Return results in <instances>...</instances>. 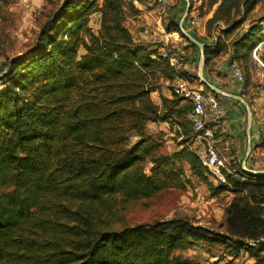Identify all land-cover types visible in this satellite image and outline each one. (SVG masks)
I'll use <instances>...</instances> for the list:
<instances>
[{"label":"trees","instance_id":"trees-1","mask_svg":"<svg viewBox=\"0 0 264 264\" xmlns=\"http://www.w3.org/2000/svg\"><path fill=\"white\" fill-rule=\"evenodd\" d=\"M136 1L149 0H66L35 47L0 75V264H202L187 254L195 243L219 246L230 260L244 253L258 260L264 251L248 243L264 234V174L224 167V181L213 185L193 149L166 153L147 134L149 123L167 120L171 100L162 97L160 109L152 94L176 74L161 49L126 26V11H140ZM263 1L208 0L217 5L208 34L219 21L232 33ZM260 45L264 16L227 50L245 87V67ZM204 50L206 66L224 53L219 39ZM189 106L178 110L189 113ZM182 161L214 193L234 194L225 229L187 218L116 229L120 205L181 182Z\"/></svg>","mask_w":264,"mask_h":264},{"label":"rangeland","instance_id":"rangeland-1","mask_svg":"<svg viewBox=\"0 0 264 264\" xmlns=\"http://www.w3.org/2000/svg\"><path fill=\"white\" fill-rule=\"evenodd\" d=\"M65 1L0 0V75L6 72L7 63L16 57L28 54L35 47L39 32L47 22L53 19ZM216 8L217 5L213 7L209 6L208 0H189V13L184 16L183 28L185 32L203 45V56H205L204 49L206 43H213L219 39L224 51L220 55L219 61L225 62V56L228 54L227 50L238 33L248 28L253 19L264 16V1L255 8L243 24L239 25L230 34L225 33L229 25L223 21L215 23L211 34H208V20L213 16ZM191 12L192 15H190ZM140 14L141 11H139L138 15L134 16L128 10L126 11L125 24L130 29L134 38L142 42L151 43L152 46L156 45L159 49H162L164 46L169 47L172 54L182 57L184 59L183 63L186 65L192 63L195 69L192 71L185 68L184 65L180 67L176 65L174 80L172 82L166 80L160 91H157L160 92V97L157 93L152 94L153 100L155 102L158 101L157 105L160 109L163 108L162 97H169L171 100L165 106L168 109V113L162 112L168 115L167 120L165 122L149 123L146 127V132L158 141L163 152L172 153L184 146L194 149L195 134L192 129L190 114L178 110L179 106L186 105L188 102L182 98L180 99L178 96H174V85L178 76H185L193 81L197 78L196 72L202 66L200 63V44L198 45L192 41L181 29L180 31L171 30H176V26L179 24L176 25L178 19L173 22L170 16L164 22L165 32L172 34L171 38L176 41V47H174L173 43L166 44L162 40V37H165L162 29L160 30V27L157 28L156 24L155 26L150 23L148 24L146 18L141 17ZM233 14L234 9H232V17ZM98 18L99 13L93 14L91 18V24L95 30L99 28ZM193 20L196 21L195 25L192 23ZM145 27L148 28L156 40L144 36L143 31L140 29ZM260 56L264 57V46L262 45L258 46V52L256 49L253 51L248 61V66L245 67L249 88L254 87L256 89L264 85V66L259 62ZM203 60L204 58H202V62ZM161 93H164V95ZM249 99H253V97ZM258 105L264 106V103L261 104V101H259ZM189 107L190 112L191 106ZM137 139V137H134L132 142H135ZM232 149L230 148L220 153L228 156V151L233 152ZM235 159L236 164H240V161L237 158ZM177 169L181 177V182L178 185L163 189L149 198L120 205L115 212L117 215L115 218V228L120 229L124 226H133L135 224H150L159 220L173 218H187L194 224L220 232L223 231L226 223L225 210L234 194L224 188H220L214 193L206 181L191 170L187 161L177 163ZM206 175L213 185L219 184V180L216 177L224 181L223 176L213 175L209 169L206 171ZM187 254L197 258L202 264H224L227 261H231L227 264H264V251L260 253L258 260L251 257L248 253L230 260L231 258L224 255L219 246L205 243L193 244L187 250Z\"/></svg>","mask_w":264,"mask_h":264},{"label":"crops","instance_id":"crops-1","mask_svg":"<svg viewBox=\"0 0 264 264\" xmlns=\"http://www.w3.org/2000/svg\"><path fill=\"white\" fill-rule=\"evenodd\" d=\"M175 1L177 3L170 17L173 20L178 19V24L180 25L186 12L188 11L189 13V0ZM135 4L141 11L140 16L145 17L148 24L150 23L154 26L156 24L157 28L160 27L158 9L153 0L144 3L136 1ZM190 15H192V12ZM179 27L182 30V27ZM159 29L161 30V28ZM140 30L143 31L145 37H153L147 35L146 31L148 28L145 27ZM164 48L166 47L164 46L161 50H164ZM199 49L201 51L200 63L202 66L196 72L197 78L194 79V83L196 82L195 85L198 88L213 93L223 106L224 128L226 132L223 134L219 133L218 145L221 150L220 152L233 148V152L228 151V156H224V153L221 154L224 159L225 168L227 170H235V168L241 167L247 172L264 174V134L260 131V120L258 118L263 105H258L260 100L254 92V87H244L242 92L238 91L239 83L227 68L229 54H226L225 62L219 61V56L213 58L209 65L206 66L203 50L200 46ZM162 52L164 53V51ZM202 58H204L203 62ZM184 66L189 70H195L192 63L185 64ZM154 93H157L160 97V92ZM161 94L164 95V93ZM250 97H253V99H249ZM261 104H263L262 101ZM235 158L240 161V164H236Z\"/></svg>","mask_w":264,"mask_h":264},{"label":"built area","instance_id":"built-area-1","mask_svg":"<svg viewBox=\"0 0 264 264\" xmlns=\"http://www.w3.org/2000/svg\"><path fill=\"white\" fill-rule=\"evenodd\" d=\"M153 1L158 9L160 28L165 34L162 40L166 44L173 43L174 47H176V41L172 40V34L165 32L164 26V22H166L167 18L170 16L176 5V1ZM192 23L195 25L196 21L193 20ZM146 32L148 36H153L149 30ZM154 38L155 37H152L151 39L156 40ZM165 47L166 48L163 50L164 55L168 56L169 59L174 62L175 67L176 65L178 67L185 65L182 57L172 54L171 49L167 46ZM259 62L264 66V61L259 60ZM227 68L239 83L238 91L242 92L245 87L244 71L231 59H229ZM174 92L191 106L190 120L195 134L194 152L197 154L202 164L209 169L211 174L222 177L221 169L225 167V164L220 153V148L218 147V136L220 132L222 134L226 132L224 128L225 118L223 106L213 93L198 88L192 79L185 76H178L174 85ZM254 92L258 99L264 103V85L254 89ZM258 118L260 120V131L264 134V106H262V111ZM248 243L253 247H264V234L257 239L249 240Z\"/></svg>","mask_w":264,"mask_h":264},{"label":"water","instance_id":"water-1","mask_svg":"<svg viewBox=\"0 0 264 264\" xmlns=\"http://www.w3.org/2000/svg\"><path fill=\"white\" fill-rule=\"evenodd\" d=\"M188 9H189V4H188ZM188 14V11L186 12L185 15ZM184 15V16H185ZM183 22H184V17L182 18L181 22H180V26L182 27V31L185 35H187L192 41H194L195 43H197L198 45L200 44L196 39H194L193 37H191L187 32H185L184 28H183ZM201 48H202V44H200ZM203 49V48H202Z\"/></svg>","mask_w":264,"mask_h":264}]
</instances>
